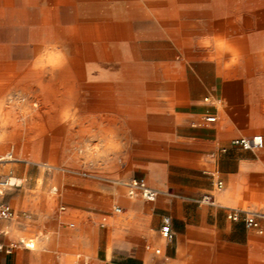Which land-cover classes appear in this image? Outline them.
Here are the masks:
<instances>
[{"label": "crops", "instance_id": "obj_1", "mask_svg": "<svg viewBox=\"0 0 264 264\" xmlns=\"http://www.w3.org/2000/svg\"><path fill=\"white\" fill-rule=\"evenodd\" d=\"M165 1L178 35L158 37L156 71L114 86L121 100L94 112L119 126L93 168L106 181L88 196L61 184L60 212L51 181L1 195L12 216L0 218V264H264V237L243 224L246 212L264 229V149L231 144L264 136V0H157L141 18L168 27ZM132 178L156 197L129 196Z\"/></svg>", "mask_w": 264, "mask_h": 264}, {"label": "rangeland", "instance_id": "obj_2", "mask_svg": "<svg viewBox=\"0 0 264 264\" xmlns=\"http://www.w3.org/2000/svg\"><path fill=\"white\" fill-rule=\"evenodd\" d=\"M157 4L0 0V169L12 173L0 180V196L26 181H51L60 212L61 184L73 197L106 181L93 168L115 144L119 126L94 112L121 100L114 86L140 84L156 71L163 57L158 37L178 35L170 1L161 3L168 27L141 18V8ZM8 179L19 186L3 187Z\"/></svg>", "mask_w": 264, "mask_h": 264}, {"label": "built area", "instance_id": "obj_3", "mask_svg": "<svg viewBox=\"0 0 264 264\" xmlns=\"http://www.w3.org/2000/svg\"><path fill=\"white\" fill-rule=\"evenodd\" d=\"M215 118L212 116H209L206 118L207 122H214ZM231 144L235 147L241 148L242 150L246 151H259L264 149V136L262 135H256L251 137H240V138H234L231 140ZM1 185L4 187H11V186H17V184H14L13 182L4 181L1 183ZM127 193L129 196H141L142 198L146 200H153L156 197V192L152 189H150L146 182L142 178H132L127 183ZM222 187L221 182H217L216 188L220 189ZM201 203L205 204H213V200L211 196L209 195H203L200 198ZM116 212H120V208H115ZM243 224L248 228L255 229L261 236L264 237V229L259 227L258 220L256 216L243 212ZM12 216V211L9 206L0 204V218L2 219H8ZM259 217L264 219V215H260ZM227 218L231 221H238L240 218V211L232 210L227 214ZM160 231L166 236L168 240H172L173 234L170 227V219L167 216H164L161 220V227Z\"/></svg>", "mask_w": 264, "mask_h": 264}, {"label": "bare ground", "instance_id": "obj_4", "mask_svg": "<svg viewBox=\"0 0 264 264\" xmlns=\"http://www.w3.org/2000/svg\"><path fill=\"white\" fill-rule=\"evenodd\" d=\"M7 6H8V4H7ZM137 47H138V46H137ZM137 47H136V48H137ZM138 57H139V56H138ZM137 60H138V59H137ZM1 160H3V159H2V158H0V161H1ZM10 179H11V178H10ZM13 180H14V179H13ZM8 181L10 182V180H9V179H8ZM11 183H12V181H11Z\"/></svg>", "mask_w": 264, "mask_h": 264}]
</instances>
